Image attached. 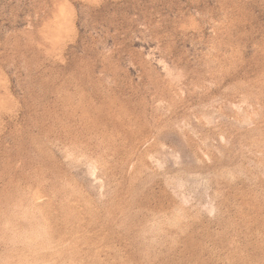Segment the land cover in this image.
<instances>
[{"label": "rangeland", "instance_id": "374dc122", "mask_svg": "<svg viewBox=\"0 0 264 264\" xmlns=\"http://www.w3.org/2000/svg\"><path fill=\"white\" fill-rule=\"evenodd\" d=\"M0 264H264V0H0Z\"/></svg>", "mask_w": 264, "mask_h": 264}]
</instances>
